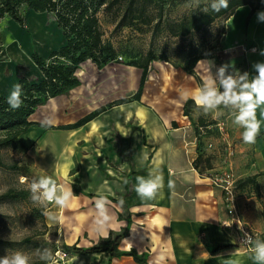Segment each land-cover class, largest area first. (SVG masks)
Returning <instances> with one entry per match:
<instances>
[{"label":"crops","instance_id":"1","mask_svg":"<svg viewBox=\"0 0 264 264\" xmlns=\"http://www.w3.org/2000/svg\"><path fill=\"white\" fill-rule=\"evenodd\" d=\"M259 11H264V7L256 10L248 21L251 8H239L230 18L225 35L228 47L242 50L250 75H255L253 64L264 61L260 55L264 50V23L257 22ZM23 14L25 28L9 18L0 22V31L3 25L11 26L15 36L0 49V94L5 97L19 83L21 68L34 81L43 79L32 60L36 53L34 47L46 60L65 44L52 16L27 10ZM28 16L33 20L32 27L28 25ZM25 41L27 46L23 44ZM168 67L159 77L162 80L171 76L179 88L176 111L162 103H146V85L141 103L115 106L77 130H45L33 126L20 137L22 145L32 149H42L41 142L46 135L60 138L46 147L47 153L56 145L58 149L51 159L56 162L53 176L68 177L66 186L72 189V184H77L84 193L74 195L67 207L53 205L65 245L78 243L89 248L105 239L93 230L94 202L103 195L123 200L117 203L107 198L114 218L107 237L127 228L129 218V234L119 249L135 250L139 255L147 253V264H256L252 251L240 242L242 235L238 226L229 223L222 191L212 186L210 176L226 171L233 173L240 221L254 239L264 241V108L257 110L261 128L254 144L243 142V129L230 119L221 144H209L207 149L212 169L196 170L197 139L191 133L190 121L183 115L185 102L192 99L185 101L181 97L185 91L191 93L199 87L182 68ZM77 76L81 83L78 88L40 107L37 112L42 115V121L38 120L37 112L30 121L55 128L75 124L103 106L133 96L142 71L124 64H109L99 70L89 61L81 66ZM160 93L159 89L155 95ZM174 122L176 127L172 126ZM132 172L135 174L130 193L123 198L124 181ZM150 173L162 175L164 186L155 199H141L135 191L136 178H147ZM67 238L71 243H67ZM221 245H232L235 249L216 252ZM68 264L137 263L131 257L110 260L109 256L92 254L73 256Z\"/></svg>","mask_w":264,"mask_h":264},{"label":"trees","instance_id":"2","mask_svg":"<svg viewBox=\"0 0 264 264\" xmlns=\"http://www.w3.org/2000/svg\"><path fill=\"white\" fill-rule=\"evenodd\" d=\"M177 1L179 0H0V22L4 18H9L25 28L26 19L23 14L25 10L47 14L53 17L65 40L64 46L53 51L46 60L37 53H33L32 60L43 75L41 81L30 79L24 70L20 69L19 83L23 85L21 97L23 104L20 108L12 109L7 103L8 97L0 94V150L16 145L26 148L22 145L20 137L33 126L45 130H77L115 106L132 102L141 103L144 88L151 72V64L159 60L169 63L165 58L159 59L153 51H149L139 60H131L125 64L142 71L138 89L133 96L103 106L72 125L55 128L30 121L37 110L45 106L48 101L66 96L80 86L77 73L83 64L90 61L99 70H102L107 65L117 62L118 51L111 42L105 39L99 21V14L103 9L107 13L114 12L117 19L116 29L122 27L139 29L140 26L150 27L153 25L156 33H165L172 38H187L201 33L218 20L227 22L241 7L249 6L251 8L248 21L256 10L264 7L262 0H257L255 4L253 0H229L228 8L222 9L220 12L210 9L177 22L165 20L166 6L173 5ZM226 32L227 28L224 27L218 33L217 40L225 36ZM204 59L194 47L190 46L186 65L182 68L187 75L195 79L198 87L201 86L202 81L196 75L195 68L198 61ZM191 110L201 111L195 106L193 100H188L184 104L183 115L190 118ZM199 122L203 124L201 119ZM172 126L176 127L177 124L174 122ZM202 160V155H198L194 161V168L201 172ZM211 169V161L208 158L205 170ZM134 174L132 172L125 179L126 183L124 181L126 192L123 198L130 193L131 179ZM72 190L75 196L84 195L77 184H72ZM5 196L16 198L18 194L9 191ZM86 196L93 197L90 194ZM107 198L117 203L123 202V200ZM119 217L122 218L121 215ZM128 224L130 225L129 218ZM129 225L120 234L111 233L92 247H80L76 243L72 246L64 245L62 251L68 255V259L73 256L103 254L109 256L110 260L131 257L137 264H147L149 256L147 253L139 255L135 250L125 252L119 249L122 241L129 234ZM231 249H235V246L221 245L217 247L216 252Z\"/></svg>","mask_w":264,"mask_h":264},{"label":"rangeland","instance_id":"3","mask_svg":"<svg viewBox=\"0 0 264 264\" xmlns=\"http://www.w3.org/2000/svg\"><path fill=\"white\" fill-rule=\"evenodd\" d=\"M256 1L253 0V3L255 4ZM210 2L211 0H179L173 5L166 6L164 19L177 22L193 14L207 12L211 9ZM99 21L105 39L112 43L119 54L117 62L112 64L125 65L131 60H139L149 51H153L159 59L165 58L169 62L159 60L151 64V72L146 84L148 89L146 103L155 105L162 103L168 109L177 110L179 99L176 94L179 88L174 85L170 75L162 80L159 76L161 72H165V69H169L168 65L175 69L183 68L187 62L190 46L194 47L205 59L214 61L213 74L216 68L223 64L230 65L229 72L247 71L242 50L236 46L228 47L225 36L217 40L218 33L224 27H228L229 20L227 22L218 20L201 33L187 38H172L165 33H156L153 25L140 26L139 29L130 27L116 29L117 19L114 12L107 13L104 9L99 14ZM27 22L29 27H32L31 16L27 17ZM0 32V37L5 39V41L0 39V49H2L8 39L15 36L11 26L7 28L3 25ZM23 44L27 46L26 41ZM34 52H38L37 47H34ZM40 53L44 54L43 51ZM195 72L202 81V76L206 74L205 66L198 64ZM26 75L28 76V73ZM30 78L35 80L33 77ZM135 85L137 89V82ZM159 89L161 95H155ZM36 115L38 120L42 121V115L38 112ZM199 119L203 121V124L199 122ZM230 119L233 118L229 110L224 108L208 114H204L202 110H191L188 121H190L191 133L197 139V153L203 157L202 172H205V164L208 157H211L207 153L209 144H221ZM58 141L60 138L46 135L41 142L42 149L23 148L16 145L0 150V257L21 251L30 257V264H43L38 258V250L49 248L53 254H56L66 244L62 226L57 224L54 218V204L42 207L33 202L30 192L31 181L40 176H50L58 186H66L68 177L56 179L53 176V167L56 162L51 159L55 155L54 150H58L57 145L52 147L48 153L46 151L48 145ZM218 148H221V145ZM75 170L76 168L73 171ZM9 191L17 193L18 197H6ZM67 243H71L69 238H67ZM57 256H55V264H68V260L61 261Z\"/></svg>","mask_w":264,"mask_h":264},{"label":"clouds","instance_id":"4","mask_svg":"<svg viewBox=\"0 0 264 264\" xmlns=\"http://www.w3.org/2000/svg\"><path fill=\"white\" fill-rule=\"evenodd\" d=\"M228 6L229 0H211L210 2V7L215 12L227 9ZM256 19L258 23H264V11L257 12ZM260 55L264 56V50H261ZM198 64H203L206 69V74L202 76V84L191 93L185 91L181 98L185 101L192 99L195 106L204 114L221 108L229 110L233 123L243 129V142L254 144L261 128L257 110L264 108V61L253 64L255 75H250L247 71L229 72L228 64L219 66L213 74L212 69L215 67L213 60H200ZM22 95L23 85L14 84L7 98L8 105L12 109L20 108L23 104ZM136 179L135 191L141 199H155L164 186L163 177L160 174L150 173L147 178L141 176ZM168 186L172 187L171 180ZM30 192L33 202L42 207H47L49 204L67 207L74 196L70 187L58 186L50 176L33 179ZM94 203L93 230L96 234L107 238L108 229L114 220L109 209L111 202L101 195L95 199ZM243 238V242L250 246L256 264H264V241L254 239L247 232L243 233ZM56 255L59 253L53 254L49 248L38 250V258L43 264H55ZM0 264H30V257L21 251H15L0 257Z\"/></svg>","mask_w":264,"mask_h":264},{"label":"built area","instance_id":"5","mask_svg":"<svg viewBox=\"0 0 264 264\" xmlns=\"http://www.w3.org/2000/svg\"><path fill=\"white\" fill-rule=\"evenodd\" d=\"M210 181L212 186L220 189L223 194V201L225 210L230 217V224H236L238 226V230L241 232L242 238L240 242L247 248L250 249V246L243 242V233L249 231L242 225L238 211H237V195H236V184L237 181L232 172L226 171L221 173H215L210 176ZM228 223V222H227ZM226 224V223H225ZM228 227H231L227 224ZM59 255L57 256L61 261L68 260V255L64 251H58Z\"/></svg>","mask_w":264,"mask_h":264}]
</instances>
